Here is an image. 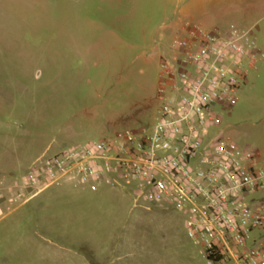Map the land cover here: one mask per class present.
Here are the masks:
<instances>
[{
    "label": "rangeland",
    "instance_id": "374dc122",
    "mask_svg": "<svg viewBox=\"0 0 264 264\" xmlns=\"http://www.w3.org/2000/svg\"><path fill=\"white\" fill-rule=\"evenodd\" d=\"M180 4L0 0V264H205L186 213L164 200L135 206L131 191L96 183L13 197L44 152L153 127L161 62L182 36ZM255 41L262 46L264 34ZM218 116L238 147L264 146V61Z\"/></svg>",
    "mask_w": 264,
    "mask_h": 264
},
{
    "label": "built area",
    "instance_id": "2783aa9c",
    "mask_svg": "<svg viewBox=\"0 0 264 264\" xmlns=\"http://www.w3.org/2000/svg\"><path fill=\"white\" fill-rule=\"evenodd\" d=\"M171 49L151 129L44 152L13 197L65 184L120 187L135 206L164 200L185 212L186 236L205 264H264V146L238 147L223 137L218 116L235 106L264 53L251 30L234 25L225 34L189 26ZM5 189L0 180V201Z\"/></svg>",
    "mask_w": 264,
    "mask_h": 264
},
{
    "label": "crops",
    "instance_id": "0c3cea01",
    "mask_svg": "<svg viewBox=\"0 0 264 264\" xmlns=\"http://www.w3.org/2000/svg\"><path fill=\"white\" fill-rule=\"evenodd\" d=\"M176 13L174 25L181 35L190 26L188 17L199 19V27L210 32L225 34L234 25L239 30H251L254 38L256 33L264 34V0H181ZM223 18L228 24L220 23ZM259 49L264 53V44Z\"/></svg>",
    "mask_w": 264,
    "mask_h": 264
}]
</instances>
